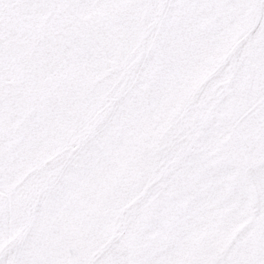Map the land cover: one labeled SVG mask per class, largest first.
<instances>
[{"label":"snow or ice","instance_id":"snow-or-ice-1","mask_svg":"<svg viewBox=\"0 0 264 264\" xmlns=\"http://www.w3.org/2000/svg\"><path fill=\"white\" fill-rule=\"evenodd\" d=\"M0 264H264V0H0Z\"/></svg>","mask_w":264,"mask_h":264}]
</instances>
